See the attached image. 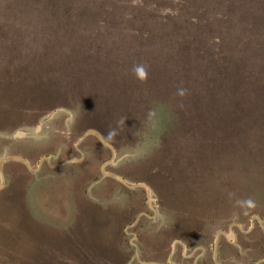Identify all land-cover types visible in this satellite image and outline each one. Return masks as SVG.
<instances>
[{
	"label": "rangeland",
	"instance_id": "obj_1",
	"mask_svg": "<svg viewBox=\"0 0 264 264\" xmlns=\"http://www.w3.org/2000/svg\"><path fill=\"white\" fill-rule=\"evenodd\" d=\"M79 1L86 5L0 0V214L10 221L12 212L24 207L33 217L22 211L13 227L0 232V264H148L163 257L159 249H151L160 242L153 235L162 218L159 206L152 207L158 198L143 187L151 203L143 204V194L135 191L140 187L136 182L146 181L165 191V179L151 168L158 166L164 174L169 162V175L177 176V183L185 184L188 175L182 170L192 169L195 183L205 188L201 197L208 212L201 214L208 215V225L200 233L208 247H193L189 258L210 252L212 264H264V122L252 133L240 131L241 141L254 148L248 149V157L241 150L238 123L225 124L220 116L226 104L220 102L223 84H213L218 68L191 63V37L184 39L183 31L182 36H158L160 29L142 21L147 13L142 3ZM186 2L196 8L214 5V0ZM164 3L179 8L178 0ZM206 16L216 14L208 10ZM175 23L180 30H193L179 19L167 26L170 33ZM142 29L154 35H139ZM139 63L149 66L146 83L133 75ZM57 67L73 69L47 71L50 79L44 70ZM178 89L185 94L179 95ZM88 139L97 140L98 151L87 146ZM55 140H62L66 149H53L50 141ZM227 145L231 148L225 149ZM223 148L236 161L219 158L227 172L207 171L206 162L212 155L223 157ZM41 150L69 155L35 154ZM244 157L248 159L241 163ZM93 159L97 163L91 171L95 174L99 163L98 176L83 183L76 167ZM45 163L54 172L43 173ZM18 167L29 180L26 197L13 198L22 182ZM98 213L99 219L88 218ZM169 213L165 210L164 216ZM94 222L104 224L105 231L94 230ZM18 231H34L36 249L16 250L12 238Z\"/></svg>",
	"mask_w": 264,
	"mask_h": 264
},
{
	"label": "trees",
	"instance_id": "obj_2",
	"mask_svg": "<svg viewBox=\"0 0 264 264\" xmlns=\"http://www.w3.org/2000/svg\"><path fill=\"white\" fill-rule=\"evenodd\" d=\"M68 4L80 6L86 5L80 3L79 0H66ZM117 2L118 5H129L132 6L133 3H142L147 10L146 16L142 17V21L148 24H153L152 26L157 27L161 30V34L158 36L162 37H174V36H182V31L185 33L183 35L184 39L191 37L192 43H188V47L192 46L190 51L191 55V63L192 61L196 63H203L206 62L211 67L218 68V71L213 74V84L214 83H221L223 97L224 99H220L222 104H226L224 107L225 110L220 115L224 118L225 124L228 123H238V131L240 141L241 135L252 133L254 129H257L258 123L264 122V0H214V5L210 3V6H206V4H199V8L194 6L188 5L186 0H178L179 8H174V6H169L164 3V0H151L152 4L148 5L147 0H99L98 2H106L105 4H110L113 2ZM103 6V5H102ZM101 6V7H102ZM187 9V11H186ZM193 10L194 12H189ZM213 12L216 14L215 18L212 16L208 19L206 16L207 11ZM183 19L188 24L189 28H193L192 31L187 32V29L180 30L177 23L173 24L175 30L173 32H169L167 26L170 24L172 20H179ZM214 19L213 21H211ZM139 21V20H138ZM216 24H213V23ZM236 27H240L241 31H234ZM177 28V31H176ZM224 32V35L221 33ZM139 35L149 37L150 34L153 36L152 32L147 29H142V31L138 32ZM227 37L229 41L232 43H228ZM236 37V38H235ZM167 39V38H165ZM226 44L229 45L230 50H227ZM54 51H48L46 54L53 53ZM57 54V52H55ZM194 67H191L193 69ZM60 69V70H59ZM65 70L66 68L57 67L53 70H44L48 73L49 78L52 79V73L47 71H59ZM73 68H70L68 71H62L63 73H68L72 71ZM76 71V69H75ZM45 73V75H47ZM64 78V76H61ZM48 77H46L47 79ZM48 78V80H49ZM56 79V76H55ZM67 79L70 80V77L67 76ZM44 81V79L42 80ZM48 82V81H47ZM228 84V85H227ZM68 96L70 93L67 92ZM213 98H216L214 95ZM75 99V98H73ZM80 101V99H79ZM228 120V121H227ZM237 125V124H236ZM224 127V125H223ZM232 127L229 126L228 130H231ZM260 130V129H258ZM263 130V129H261ZM252 131V132H251ZM255 134V133H253ZM262 136V135H260ZM263 138V137H261ZM260 138V139H261ZM247 142V141H246ZM241 141L242 152L246 154L248 157L250 153L248 149L253 150L254 148H250L248 143ZM239 143L236 141V144ZM231 148L230 145H227L225 149ZM223 148V150H225ZM259 150V149H258ZM250 151V150H249ZM193 156V155H192ZM191 156V157H192ZM211 156V155H210ZM248 157H244L241 159V163L247 161ZM198 158V157H197ZM196 158V159H197ZM226 159L228 162L236 161L234 154H231L229 150H225L223 152V157H217L212 155L209 162L207 164V171H212L215 173L220 174L221 171L226 170L227 165L223 168L221 167L223 164L219 162V159ZM238 162V161H237ZM233 163V162H232ZM232 163L228 165L231 166ZM187 165L191 166L193 163H186ZM153 165V164H152ZM169 165V166H167ZM171 162L164 166L162 171L164 174H160V168L158 166L151 168L152 172L157 174L158 177L165 179L163 184V189L165 191H160L155 188L150 181L146 182H136L138 188L145 193L146 187L150 189L153 198H158L155 205L152 204V207L159 206V209L162 207H166V203L171 202V200H176L177 198H181L182 196L185 197L190 202V199L193 200L195 206H200L203 211H207V204L204 199H202L201 195L203 190L205 189L202 184L195 183V178L192 177V173L195 171L191 170H183L187 172V177L185 178V184H180L175 181L177 176L169 175V171L171 170ZM221 168V171H220ZM173 171V170H172ZM167 173V174H166ZM206 173V172H205ZM222 173V172H221ZM191 175V176H190ZM228 175V174H227ZM166 176V177H165ZM173 177V178H172ZM227 177V176H226ZM167 178V179H166ZM167 180V181H166ZM134 184V183H133ZM200 195V197H199ZM148 201L146 197V193L143 197V204ZM150 203V201H148ZM166 202V203H165ZM186 205H190L187 201H184ZM151 204V203H150ZM198 209V208H197ZM153 210V209H152ZM160 212V211H159ZM208 212V211H207ZM139 213V212H138ZM137 213V214H138ZM143 216L150 217L145 211H141ZM137 214H134L133 220L136 219ZM187 214H192V219L196 220L202 219L206 220L208 223V215L201 217V212L195 210L194 212H188L186 209ZM184 215V217H185ZM98 214H92L89 219H99ZM101 216V215H100ZM188 216V215H187ZM250 216V215H248ZM190 218V217H188ZM141 219L138 218L137 221L139 222ZM95 224L94 230H98V228H102L105 231L104 224ZM172 232V231H171ZM175 232V231H174ZM172 232V233H174ZM201 232V230H200ZM126 234V232H124ZM202 233L198 234L197 237H201ZM155 238L159 235L163 238L162 233L160 234H153ZM200 235V236H199ZM189 234L182 233L179 234L177 232L174 235H169V239L171 241H175L179 243L184 250L182 255L179 259H173L170 255V259L165 264H198L200 259H203L206 255L202 253L199 255H192L195 256V260L189 258V254L191 253V249L201 248L204 247V244L194 245L189 241ZM135 237L139 243V235L138 232L135 233ZM249 238V237H248ZM250 240V238H249ZM251 242V240H250ZM130 241H127V247L131 248ZM100 246V245H98ZM104 245H102L103 247ZM156 246H153L151 249H155ZM150 249V246H149ZM206 252V251H204ZM171 251H169V254ZM131 258V256L129 257ZM145 260V259H144ZM148 260V258H147ZM148 264H157L152 261H159V258H154V260H148ZM198 261V262H197Z\"/></svg>",
	"mask_w": 264,
	"mask_h": 264
},
{
	"label": "crops",
	"instance_id": "obj_3",
	"mask_svg": "<svg viewBox=\"0 0 264 264\" xmlns=\"http://www.w3.org/2000/svg\"><path fill=\"white\" fill-rule=\"evenodd\" d=\"M66 98V97H64ZM67 99V98H66ZM60 111H57V115H55L56 118H58L60 115H58ZM55 117L53 119H55ZM56 134V132H52L51 134ZM47 139L45 140H41L39 142H36V143H41V142H46ZM92 141V142H91ZM52 143V146H53V149H56V150H59V148L65 146L64 142L61 141H56L53 142V141H50ZM35 144V143H33ZM32 144H29L28 146H31ZM73 146V144H72ZM87 146H95L97 151H98V142L97 140L95 139H91V140H87ZM56 147V148H55ZM63 149H66V146L63 148ZM23 151H25L26 153H28L29 155L30 154V151L28 150H25L23 149ZM41 152V153H40ZM60 152V151H59ZM40 153V154H39ZM35 154H37L38 156H41V155H45V154H48V155H53L55 157H60V156H67L69 154H60L58 153V151L55 152H51V153H48V152H43V150L41 151H38V152H35ZM32 153V155H35ZM28 156V155H27ZM97 156V157H96ZM96 160L98 159V155H96ZM29 157H32V156H29ZM94 157V158H95ZM67 159V157H66ZM96 160H92L89 164H85V165H79L76 167L77 171L80 172L81 174V180L83 183H89L93 180H95V178L98 176V173H96L97 169H100V166H99V163L96 164V167H95V174L93 171L91 170H94V167H93V164L94 163H97ZM53 161V160H52ZM46 164V163H45ZM53 164V163H52ZM43 169V173H52L54 171H52L48 166L47 164L44 166V164L42 165L41 167ZM23 170V168L21 167H18V172L19 175H20V178L22 180V182L17 185L15 188H14V192H12V195L11 197L13 198H17V197H26V188H27V184H28V180H29V177H27V173L26 171H21ZM50 170V171H48ZM64 170H59V173H63ZM56 173H58V171H56ZM27 180V181H26ZM123 188V187H122ZM117 189H119V187L117 186ZM124 191L123 192H126V189L123 188ZM77 192V191H75ZM135 192H140V194L142 193L143 196H144V192L141 190V188H136V191ZM135 192H132V193H135ZM125 197L127 198V196L129 194H124ZM81 196H83L81 194ZM4 197V194L3 193H0V198L3 199ZM5 201V200H4ZM4 201H1L2 203ZM184 201H187L190 205H186L184 203ZM193 200L190 199V202L185 199L184 196H182L180 199L177 198L176 200H171V203L172 205H169V203H166V207L167 208H164L162 207L161 208V213H162V218H161V221H159V224L157 225L158 227L162 228V229H158V232H156L157 234H160L163 232V230H166L165 232L162 233L163 235V241H162V238L160 237L159 240L157 241H160L158 242L156 245V249H159L160 252H163V251H166V253H160L159 252V255L163 256L161 258H159V261L158 262H161V263H167L168 262V259H169V256L171 255L173 259H179L182 255V252L186 251V249L184 250V248L177 242L175 241H171L168 243V238H169V235H174L172 232H177L179 234H182V233H188L190 236H189V241L191 240V243L192 244H196V245H200V244H204V242L202 241V236L201 237H197L198 234H200V230H202L205 226L208 225L207 221L206 220H202V219H199V220H196L194 218V220L192 219V214H187L185 215L186 213V209L187 211L190 213V212H194L195 210H198L199 212H203V209H201L200 207L198 206H195L194 202H191ZM176 203H181L183 204L181 206H178L176 205ZM198 208V209H197ZM168 211L170 210V213H169V217H165L164 216V211ZM22 211H26V209H24V207H22L20 210H15L12 212V218L10 221H5L3 220L4 216L0 214V227H3V229H0V232L1 233H5L6 230H8L10 227H13V223H14V218L19 214L21 213ZM31 217H32V214L28 211H26ZM185 215V217H184ZM190 217V218H188ZM33 218V217H32ZM200 218H203V216L201 215ZM34 220V219H33ZM35 222V221H34ZM8 226V227H6ZM172 231V232H171ZM174 232V233H175ZM195 232V233H194ZM50 236V235H49ZM200 236V235H199ZM15 240V241H14ZM162 241V242H161ZM12 242L13 244L16 246V250L17 248L20 250H24V251H32L34 249H36V234L35 232H25V231H18V234L15 236V238H12ZM164 243H166V247H164ZM169 244V247L167 246ZM205 245V244H204ZM175 249H174V248ZM205 247H208V245H205ZM169 251H171V253L169 254ZM206 256L203 258V259H200V261L198 262V264H212V255L210 254V252H206ZM158 255V253H157Z\"/></svg>",
	"mask_w": 264,
	"mask_h": 264
},
{
	"label": "clouds",
	"instance_id": "obj_4",
	"mask_svg": "<svg viewBox=\"0 0 264 264\" xmlns=\"http://www.w3.org/2000/svg\"><path fill=\"white\" fill-rule=\"evenodd\" d=\"M133 75L142 83H146L149 79V66H147L144 63H139L133 66ZM184 89H178V94L183 96L185 94ZM152 113H149V116H151Z\"/></svg>",
	"mask_w": 264,
	"mask_h": 264
}]
</instances>
